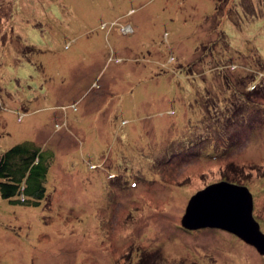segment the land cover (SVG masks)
Instances as JSON below:
<instances>
[{"label": "rangeland", "instance_id": "obj_1", "mask_svg": "<svg viewBox=\"0 0 264 264\" xmlns=\"http://www.w3.org/2000/svg\"><path fill=\"white\" fill-rule=\"evenodd\" d=\"M263 75L264 0H0V155L51 158L38 206L0 196V264H264L181 225L227 181L264 233Z\"/></svg>", "mask_w": 264, "mask_h": 264}, {"label": "water", "instance_id": "obj_2", "mask_svg": "<svg viewBox=\"0 0 264 264\" xmlns=\"http://www.w3.org/2000/svg\"><path fill=\"white\" fill-rule=\"evenodd\" d=\"M252 212L253 196L246 186L220 181L189 199L181 225L187 230L221 229L264 255V233Z\"/></svg>", "mask_w": 264, "mask_h": 264}, {"label": "trees", "instance_id": "obj_3", "mask_svg": "<svg viewBox=\"0 0 264 264\" xmlns=\"http://www.w3.org/2000/svg\"><path fill=\"white\" fill-rule=\"evenodd\" d=\"M258 78L255 82L261 80ZM251 93L245 95L248 105H254L250 102L255 98H251ZM48 154L32 141L16 144L3 152L0 155V196L11 202L38 206L46 195L45 182L51 159Z\"/></svg>", "mask_w": 264, "mask_h": 264}, {"label": "built area", "instance_id": "obj_4", "mask_svg": "<svg viewBox=\"0 0 264 264\" xmlns=\"http://www.w3.org/2000/svg\"><path fill=\"white\" fill-rule=\"evenodd\" d=\"M129 27H130V26H129ZM127 28H128V27H126V29H125V30H127ZM126 32H127V31H125L124 33H126Z\"/></svg>", "mask_w": 264, "mask_h": 264}]
</instances>
